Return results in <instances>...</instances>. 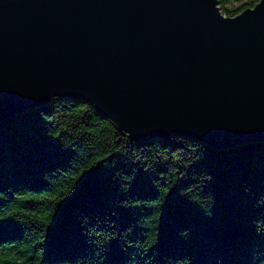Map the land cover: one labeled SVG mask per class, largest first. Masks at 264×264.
Here are the masks:
<instances>
[{
  "label": "trees",
  "instance_id": "1",
  "mask_svg": "<svg viewBox=\"0 0 264 264\" xmlns=\"http://www.w3.org/2000/svg\"><path fill=\"white\" fill-rule=\"evenodd\" d=\"M0 264H264V139L133 140L70 97L0 118Z\"/></svg>",
  "mask_w": 264,
  "mask_h": 264
},
{
  "label": "water",
  "instance_id": "2",
  "mask_svg": "<svg viewBox=\"0 0 264 264\" xmlns=\"http://www.w3.org/2000/svg\"><path fill=\"white\" fill-rule=\"evenodd\" d=\"M53 97L133 140H262L264 0H0V118Z\"/></svg>",
  "mask_w": 264,
  "mask_h": 264
}]
</instances>
